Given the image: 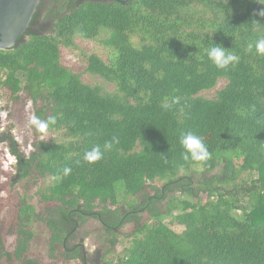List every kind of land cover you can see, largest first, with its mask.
Returning a JSON list of instances; mask_svg holds the SVG:
<instances>
[{
	"label": "trees",
	"instance_id": "1",
	"mask_svg": "<svg viewBox=\"0 0 264 264\" xmlns=\"http://www.w3.org/2000/svg\"><path fill=\"white\" fill-rule=\"evenodd\" d=\"M45 1L47 34L32 30ZM261 10L264 0H40L26 37L0 50V88L22 90L34 116L55 118L43 134L32 125L34 136L69 139L55 147L68 156V174L54 158L37 168L51 177L39 195L54 203L40 217L53 249L93 218L106 232L105 254L117 243L115 228L136 225L114 264H264V56L254 47L264 38ZM74 37L106 51L88 55L85 72L111 90L61 63V46L73 47ZM216 44L239 62L217 68L207 56ZM220 79L226 84L214 97L200 95ZM188 132L203 139L206 161L184 159ZM7 139L18 176H30L38 161ZM94 147L102 158L89 163L84 155ZM123 193L136 202L95 209ZM22 209L19 223L37 217L30 205ZM25 247L20 239L17 249Z\"/></svg>",
	"mask_w": 264,
	"mask_h": 264
},
{
	"label": "rangeland",
	"instance_id": "2",
	"mask_svg": "<svg viewBox=\"0 0 264 264\" xmlns=\"http://www.w3.org/2000/svg\"><path fill=\"white\" fill-rule=\"evenodd\" d=\"M50 2L45 1L40 10V17L34 26L43 23L50 26L52 22L51 16H47V7ZM51 29L44 31V34L50 33ZM73 47L61 46L60 60L61 63L71 69L75 73H81L82 81L91 84H101L105 89L111 90L113 86L105 82L97 75H90L85 72L87 66V57L92 53L99 54L102 58L106 57V51L97 43L86 41L79 37H74ZM225 79H220L216 87L209 91H203L201 96L206 98L214 97L216 91L224 87ZM35 108L31 101L26 97L22 90H18L11 96L9 91L0 88V235L12 234L17 222V216L23 210L22 207L30 205L36 213L41 214L48 206L40 201L39 190L45 187L51 180L49 172L37 170L38 167H45L47 159H53L59 168L68 167V156L65 153L56 154V143L59 141L69 140L65 133H52L42 137L34 136L32 132L31 118L34 117ZM10 134L16 142L19 152L24 158L32 160L36 159L37 164L34 165L31 175L26 178H20L17 171V159L10 153L8 139L2 140V136ZM55 152V154H53ZM33 163V161H32ZM35 163V161H34ZM33 167V166H32ZM16 177V180L13 178ZM152 194V193H150ZM136 196L126 193L120 194L114 199L107 196L103 200H98L95 209L113 208L122 205L128 208L136 202ZM205 196L203 197V200ZM241 216L240 211H233ZM38 214V215H39ZM171 227L180 232L183 227L166 218ZM142 222H150L147 213L142 214ZM34 230V239L30 243L33 253H37L41 257L48 254V232L44 221H34L32 223ZM136 229L134 223H126L118 228L117 243L111 252L105 254L106 248H109L104 239L107 237L101 223L96 219H88L83 226L76 230L73 242H80L81 237L85 239L86 249L90 253L99 250L103 254L109 264H114L118 256H121L126 247L131 243L133 232ZM6 231V232H5ZM57 255V252L54 253ZM53 262V260H50ZM74 264V262H71Z\"/></svg>",
	"mask_w": 264,
	"mask_h": 264
},
{
	"label": "flooded vegetation",
	"instance_id": "3",
	"mask_svg": "<svg viewBox=\"0 0 264 264\" xmlns=\"http://www.w3.org/2000/svg\"><path fill=\"white\" fill-rule=\"evenodd\" d=\"M49 28L50 27L48 25L41 23L38 26H33L32 30L43 33ZM2 137L7 139L8 137H11V135L5 133V135ZM43 204H46L49 207L54 206V203L51 202ZM46 210L47 208H45L44 211L39 214L33 209V214H35L37 217L32 215L30 217V222L19 223L20 218H22V214L19 209L20 214L17 216L18 224H16L12 234L10 233L0 235V264H71V262H74V264H108V261L103 258V254L99 250H96L92 254L86 249L84 238L81 237L80 242H73L76 232L70 233L67 237H64L60 243H55V249H53L51 245V231L45 222L44 223L47 227V232L49 231V239L47 242L48 254L45 257H41V255L39 256L37 253H33L32 249L30 248V243L34 239L35 234L32 223L34 221L42 220L40 217L44 218ZM24 220L26 221V218H24L23 221ZM21 230L27 231L25 233H21ZM114 230L118 231V228H115ZM20 239L26 240V247L24 251L17 249ZM73 246L76 247L79 252V255L75 258L70 256L72 252L71 248ZM56 252L57 255L54 254ZM50 260H53V262H50Z\"/></svg>",
	"mask_w": 264,
	"mask_h": 264
},
{
	"label": "clouds",
	"instance_id": "4",
	"mask_svg": "<svg viewBox=\"0 0 264 264\" xmlns=\"http://www.w3.org/2000/svg\"><path fill=\"white\" fill-rule=\"evenodd\" d=\"M259 15L264 16V10H261ZM254 47L257 55L264 56V38H260L255 41ZM248 49L251 51L253 49V45L249 44ZM207 56L219 69H226L230 65H234L239 62V57L237 55L226 51V48L217 44L207 50ZM30 122L36 129L37 133L43 134L47 132L50 124L55 123V118L50 117L48 120H41L39 117L34 116L31 118ZM180 143L184 149L185 160L191 159L195 162H203L209 158L210 154L208 152V148L200 136L195 135L192 132L182 134ZM105 147L110 148L111 143L105 144ZM101 158L102 152L99 147L92 148L84 155V159L89 163L96 162ZM69 171L70 169L68 168L64 169L65 174H68Z\"/></svg>",
	"mask_w": 264,
	"mask_h": 264
},
{
	"label": "water",
	"instance_id": "5",
	"mask_svg": "<svg viewBox=\"0 0 264 264\" xmlns=\"http://www.w3.org/2000/svg\"><path fill=\"white\" fill-rule=\"evenodd\" d=\"M40 0H0V50L14 48L32 20ZM16 180V177L13 178Z\"/></svg>",
	"mask_w": 264,
	"mask_h": 264
}]
</instances>
